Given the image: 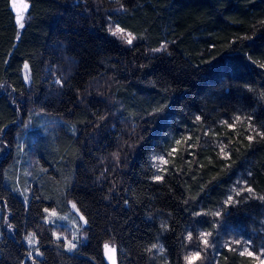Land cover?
<instances>
[{"label": "trees", "instance_id": "1", "mask_svg": "<svg viewBox=\"0 0 264 264\" xmlns=\"http://www.w3.org/2000/svg\"><path fill=\"white\" fill-rule=\"evenodd\" d=\"M226 234L264 252V0H0V264H259Z\"/></svg>", "mask_w": 264, "mask_h": 264}, {"label": "rangeland", "instance_id": "2", "mask_svg": "<svg viewBox=\"0 0 264 264\" xmlns=\"http://www.w3.org/2000/svg\"><path fill=\"white\" fill-rule=\"evenodd\" d=\"M161 157L163 158V161H165L164 157L162 155H158V156L153 158L155 160V163H156V166H157L158 169H160L162 167L163 163H164L160 159ZM234 190L236 191V187L234 188ZM66 219H67L66 216H59L58 217V220H59L60 223H62V221H65ZM64 223H65L64 226H67L68 230L70 229L69 233H70V238L71 239H69V240L67 239V241H71V242L77 241L78 234L74 231L71 223L68 222V221H65ZM71 227H72V229H71ZM230 242H232L235 245L236 244L239 245L240 252H244L245 249H247L248 251H252L251 248H250V243L246 239H244L243 237H234L233 239H231V238L228 237V234L222 236V244L223 245L228 246V245H230ZM68 246L71 247V245H68ZM253 256H255L257 258V261H258L259 264H260V261L264 260V252H260L258 254H254L253 253Z\"/></svg>", "mask_w": 264, "mask_h": 264}, {"label": "snow or ice", "instance_id": "3", "mask_svg": "<svg viewBox=\"0 0 264 264\" xmlns=\"http://www.w3.org/2000/svg\"><path fill=\"white\" fill-rule=\"evenodd\" d=\"M14 7H15V5H14ZM20 20H21V17L19 15H17V23H20ZM116 31L117 32H123V29L117 28ZM113 34H115V33H113ZM127 42L130 44L132 41H131V39H129ZM156 51H159V49H157ZM27 67H28V65L25 64V69H27ZM26 79H27V77H26ZM197 119H199V117H197ZM249 139H251V137H249ZM177 143L179 144L180 142L177 141ZM173 151H175V149ZM160 159L163 161L162 157ZM163 162L166 163V161H163ZM155 179L156 180H160L161 177L156 176ZM248 191H251V189H248ZM231 199H232V197L230 196L229 197V201H231ZM73 207H75V205H73ZM81 219H83V217H81ZM202 235H204V234H202ZM29 242L31 243L32 241L30 240ZM203 242L205 243V245H207V243H208V241L206 239ZM153 247H155V245H153ZM105 249H106V253L105 254L109 256L110 260H112V264H115V260H114L115 249L114 248H109L108 245H105ZM109 253H112L113 255H109ZM240 254L241 255L247 254L248 256H253V252L252 251H248L247 249H245V251L241 252ZM198 258H199V252L195 253L191 257H187L186 259L188 260V264H193V262L196 259H198ZM260 264H264V260L260 261Z\"/></svg>", "mask_w": 264, "mask_h": 264}]
</instances>
